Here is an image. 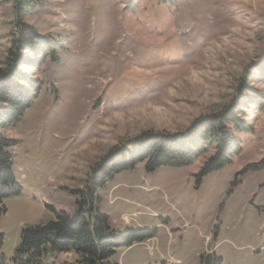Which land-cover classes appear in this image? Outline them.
Returning a JSON list of instances; mask_svg holds the SVG:
<instances>
[{
	"label": "rangeland",
	"instance_id": "374dc122",
	"mask_svg": "<svg viewBox=\"0 0 264 264\" xmlns=\"http://www.w3.org/2000/svg\"><path fill=\"white\" fill-rule=\"evenodd\" d=\"M24 21L65 47L35 71L39 97L4 132L18 143L10 151L22 188L0 218L8 263L23 229L55 219L51 207L74 213V192L102 156L220 111L264 58V0H46ZM16 33L13 3L0 0V69ZM251 115L255 130L237 133L241 154L217 171L200 176L207 157L153 171L142 162L106 182L100 210L113 229L155 231L119 249V264H201L206 255L264 264V111Z\"/></svg>",
	"mask_w": 264,
	"mask_h": 264
},
{
	"label": "trees",
	"instance_id": "16d2710c",
	"mask_svg": "<svg viewBox=\"0 0 264 264\" xmlns=\"http://www.w3.org/2000/svg\"><path fill=\"white\" fill-rule=\"evenodd\" d=\"M13 3L17 33L11 39L5 67L0 69V218L6 214L8 198L21 194L13 173L11 149L17 142L4 132L21 121L42 91L35 71L47 62H58L65 47L52 35L41 34L24 21L46 0H10ZM256 83L263 89L257 88ZM264 111V58L243 74L237 91L223 109L195 119L179 132L147 131L112 148L93 168L83 190L75 191L74 213L51 207L55 219L23 229L11 263L2 255L4 237L0 235V264H35L49 256L72 254V264H119L117 251L155 238V231L113 229L111 219L100 210V190L106 182L124 171L146 162L148 170L183 167L206 158L200 176L204 177L229 164L242 152L238 132H253L248 119ZM131 146L128 150L127 147ZM213 255L202 256L201 264H222ZM55 263V262H54ZM53 263V264H54Z\"/></svg>",
	"mask_w": 264,
	"mask_h": 264
}]
</instances>
